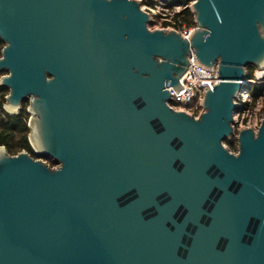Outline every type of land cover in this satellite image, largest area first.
<instances>
[{"label": "water", "instance_id": "1", "mask_svg": "<svg viewBox=\"0 0 264 264\" xmlns=\"http://www.w3.org/2000/svg\"><path fill=\"white\" fill-rule=\"evenodd\" d=\"M188 7L185 37L139 0H0L1 107L56 164L0 144V264H264V114L222 143L264 0ZM190 48L218 77L197 117L167 103Z\"/></svg>", "mask_w": 264, "mask_h": 264}, {"label": "built area", "instance_id": "2", "mask_svg": "<svg viewBox=\"0 0 264 264\" xmlns=\"http://www.w3.org/2000/svg\"><path fill=\"white\" fill-rule=\"evenodd\" d=\"M140 7L146 10L151 15V22L148 24V28H175L182 35L187 37L190 30L194 26L177 27L173 18L174 12H178L184 4L173 3L171 0V6L165 5L164 0H155V2L144 3ZM157 10L158 17L157 24L152 25L154 20L152 13ZM194 53L190 48V54L188 55V70L184 77L179 78V81L185 86L178 94L175 93L172 86H168L170 98L167 101L168 105L175 110H182L188 114L197 117L203 110L201 105V99L203 98L204 87L210 86L212 88L213 83L218 81L216 66L213 68L205 67L194 60ZM260 84L262 88L256 90L255 85ZM236 110L232 113L231 121V133L229 137L223 140V145L227 146L229 141L233 143V146H229L228 150L237 151V134L240 126L250 127L256 131L262 116L264 114V69L254 70L253 75L248 77L245 81V86L237 92L233 98ZM192 112V113H191Z\"/></svg>", "mask_w": 264, "mask_h": 264}, {"label": "trees", "instance_id": "3", "mask_svg": "<svg viewBox=\"0 0 264 264\" xmlns=\"http://www.w3.org/2000/svg\"><path fill=\"white\" fill-rule=\"evenodd\" d=\"M152 0H148V2H151ZM179 2H182L184 6L178 11L174 12L173 18L176 22V26L182 25L184 23L186 26L194 25L193 21V14L190 11L188 7V0H178ZM251 66V65H250ZM248 68V66H247ZM247 75L250 77L252 74L247 69ZM1 88L3 86L0 85V144L4 146L6 151L8 153H15L19 149L26 150L28 153H30L34 157L42 156L37 153H35L29 142H28V126H27V120H28V112L23 110H18L15 114H8L6 113L1 105L4 100ZM256 90H260L262 88V85L256 84L255 85ZM14 138V143L11 140ZM45 159L48 160V164L53 165L55 162L52 160L49 156H42Z\"/></svg>", "mask_w": 264, "mask_h": 264}, {"label": "rangeland", "instance_id": "4", "mask_svg": "<svg viewBox=\"0 0 264 264\" xmlns=\"http://www.w3.org/2000/svg\"><path fill=\"white\" fill-rule=\"evenodd\" d=\"M148 0H146V1H144V3H148L147 2ZM155 2V0H152L151 2ZM165 1V5H168V6H171V4H172V2H171V0H164ZM192 0H188V4L191 2ZM143 2L142 1H140V5H143L142 4ZM173 3H182V2H179L178 0H174V2ZM183 4V3H182ZM155 15H158L157 14V10L155 11V12H153L152 13V17H153V21H152V25H154V24H157V20H158V17L157 16H155ZM195 25V24H194ZM183 26H186L184 23H182V25H178L177 27L179 28V27H183ZM190 26H192V25H190ZM2 46V42H1V40H0V47ZM248 71L249 72H251V74L253 75V73H254V70H256L257 68L256 67H254V66H250V65H248ZM5 73V70H2V69H0V75L1 74H4ZM2 86V85H1ZM1 91L3 92L2 93V95L4 96L5 94H6V92H7V88L5 87V86H3V88H1ZM27 105H28V100L27 99H24V100H22L21 102H20V108H19V110H23V108H24V111H27L26 110V108H27ZM28 116H29V113H28ZM14 138L15 137H13L11 140L13 141V143H14ZM29 142V141H28ZM19 150H21V149H19ZM19 150H17V151H19ZM16 151V152H17ZM38 157H40V158H42L43 160H45L47 163H49L48 162V160L47 159H45L44 157H42V156H38ZM54 165H56V164H53V166Z\"/></svg>", "mask_w": 264, "mask_h": 264}, {"label": "flooded vegetation", "instance_id": "5", "mask_svg": "<svg viewBox=\"0 0 264 264\" xmlns=\"http://www.w3.org/2000/svg\"><path fill=\"white\" fill-rule=\"evenodd\" d=\"M222 143H223V142H222ZM229 146H231V147L233 146V143L230 142V141H229V144H227V146H225V147L228 149ZM231 152H232V151H231ZM235 152H236V151H235Z\"/></svg>", "mask_w": 264, "mask_h": 264}]
</instances>
